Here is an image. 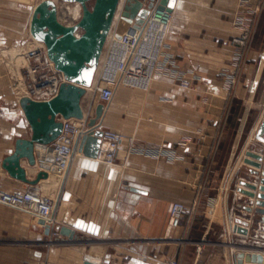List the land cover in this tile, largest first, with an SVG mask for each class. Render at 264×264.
<instances>
[{
  "label": "crops",
  "instance_id": "1",
  "mask_svg": "<svg viewBox=\"0 0 264 264\" xmlns=\"http://www.w3.org/2000/svg\"><path fill=\"white\" fill-rule=\"evenodd\" d=\"M242 1L176 0L162 56L175 67L155 77L148 91L116 86L100 120V129L134 138V148L123 143L113 166L76 150L63 179L51 176L52 184H43L50 177L38 184L59 198L58 228L73 230L74 239L60 234L59 244L48 246L39 221L0 204V264H233L238 253L264 256V224L260 215L244 210L249 202L255 210L256 198L236 191L237 178L248 181L254 169L243 164V155L233 168L228 156L219 158L237 107L242 111L238 132L252 111L257 113L254 134L264 118V39L255 38L264 11L255 17L242 56L230 46L240 31ZM33 2L0 0V192H22L27 186L9 177L1 161L17 138L31 135L18 100L27 86L20 78V58L41 45L29 32ZM129 25L117 16L111 32L121 34ZM234 66L238 82L229 90L223 75ZM176 71L186 74L192 89H182L169 76ZM82 99V110L92 108L94 117L100 103L92 90ZM249 148L260 152L264 146L250 139L244 152ZM160 149L170 158H156ZM34 155L33 167L21 161L29 179L43 159H53L49 146L35 145ZM174 203L183 204L185 212L179 226L169 229ZM235 217L250 222L247 237L232 232Z\"/></svg>",
  "mask_w": 264,
  "mask_h": 264
},
{
  "label": "water",
  "instance_id": "2",
  "mask_svg": "<svg viewBox=\"0 0 264 264\" xmlns=\"http://www.w3.org/2000/svg\"><path fill=\"white\" fill-rule=\"evenodd\" d=\"M65 3H76L81 8L79 20L71 25L62 24L57 17V6L54 0H41L34 6L29 32L31 37L41 43L47 57L53 63L54 69L61 72L65 82L61 83L57 94L49 100H33L22 96L18 100L19 107L31 131L29 138H17L13 152L1 161V168L9 177L26 185H38L41 180H47L49 175L40 170L33 179L26 175L21 165L26 160L31 167L36 165L34 155L35 145L49 146L62 132L60 119H82L81 100L87 89L91 88L100 59L117 15L134 26H140L153 8V0H61ZM93 2L92 7L88 3ZM176 0H160L157 9L172 13ZM104 114V105L98 104L94 117L89 119L88 126L95 128L91 133L81 137L77 151L84 156L95 159L101 147L102 129L100 120ZM254 140L264 146V118H262L254 134ZM243 163L250 166L248 181L237 178L236 191L248 199L256 198V209L252 202L244 207L248 213L260 215L259 222L264 224V149L260 152L247 150ZM247 189L244 190L243 188ZM256 191H258L256 193ZM251 201V200H249ZM232 232L244 237L248 236L250 222L240 217L233 219ZM39 224H43L40 220ZM61 235L74 239L75 232L66 226L59 227ZM49 229L45 228L48 235ZM233 264H264V256L238 253ZM83 264H93L84 262Z\"/></svg>",
  "mask_w": 264,
  "mask_h": 264
},
{
  "label": "built area",
  "instance_id": "3",
  "mask_svg": "<svg viewBox=\"0 0 264 264\" xmlns=\"http://www.w3.org/2000/svg\"><path fill=\"white\" fill-rule=\"evenodd\" d=\"M159 1L153 0L154 6L142 25L137 27L130 24L126 31L121 34L112 33L110 30L100 59L101 63H99L93 82L95 84L89 88L96 100L104 106L112 100L116 86L122 85L148 91L155 77L163 74L168 75V68L175 67L171 58H168L165 63L162 61L171 13L157 9L156 5ZM123 2L124 0H121V4ZM246 4L247 0H243L242 6L245 7V11L243 15L237 18L240 31L230 40V46L238 52L239 57L248 47L253 35V23L256 15L264 11V0H261L254 7H248ZM23 56L24 61L20 70L24 72L20 77L27 86L22 96H28L38 101L49 100L54 97L60 84L65 82V77L61 72L54 69L44 46L41 44L34 47ZM169 76L175 79L182 89L193 88L192 82L187 79L185 73L176 71L170 73ZM223 80L224 86L229 90L237 84L236 66L228 74L223 75ZM92 114L91 108L88 112L83 111L82 119H60L62 132L49 145L53 152V159L45 158L41 162V170L46 172L49 177L55 176L63 179L66 176L81 137L95 130V128L88 126ZM186 142L183 140L182 144L184 145ZM123 143H126L130 150L134 148V138L110 130H102L101 147L95 160L108 166L115 165L118 151ZM155 157L170 158V155L160 149ZM174 159H180V157L172 156V160ZM58 201V197L52 198L44 195L38 185H27L22 192H0L1 205L26 213L37 221H43L41 226L49 229L48 246L59 244L60 233L56 217ZM184 212L185 206L183 204H172L169 212V229L179 226ZM99 264L112 263L100 262ZM168 264L178 263L172 260Z\"/></svg>",
  "mask_w": 264,
  "mask_h": 264
},
{
  "label": "rangeland",
  "instance_id": "4",
  "mask_svg": "<svg viewBox=\"0 0 264 264\" xmlns=\"http://www.w3.org/2000/svg\"><path fill=\"white\" fill-rule=\"evenodd\" d=\"M40 0H34L33 5H37ZM57 6V17L58 20L64 24V25H71L76 23L80 16H81V8L76 3H65L61 0H54ZM93 5V2L88 3V6L91 8ZM118 16V15H117ZM255 38L257 39H264V24H258L255 32ZM26 52H24L22 55H24ZM24 56L20 58V65L19 68L22 67V63L24 61ZM21 78V77H20ZM13 87H16V89L19 90L17 87V83L13 84ZM84 98V97H83ZM84 101V99H82ZM82 101V103H84ZM242 115V111L240 107H237L235 109V116L233 121H231L230 126L226 129V132L224 134V138L222 140L221 148H222V154L219 156L221 160H224L226 156L230 160V168H233L236 166V164L239 163L240 157L243 155L245 156L244 147L246 142L250 139L254 140V129H255V121L257 118V113L255 111H252L250 116H248V119L245 121L244 126L240 132H238V121L236 119H240ZM239 136L238 143L236 144V137ZM255 141V140H254ZM236 145H235V144ZM252 147V146H250ZM49 149L51 147L49 146ZM253 148H249L248 150H252ZM220 151V150H219ZM242 162V160H241ZM244 164V163H243ZM245 165V164H244ZM46 196H50L52 198V195H50L47 191L42 192Z\"/></svg>",
  "mask_w": 264,
  "mask_h": 264
},
{
  "label": "bare ground",
  "instance_id": "5",
  "mask_svg": "<svg viewBox=\"0 0 264 264\" xmlns=\"http://www.w3.org/2000/svg\"><path fill=\"white\" fill-rule=\"evenodd\" d=\"M38 44H41V43H39V42H37ZM26 52H28V51H26ZM97 73V72H96ZM96 76V75H95ZM95 79V78H94ZM52 179H51V176H50V178H49V181L48 182H46L45 181V183H43V184H45L46 186L49 184V182H51L50 184H52L53 183V181H51Z\"/></svg>",
  "mask_w": 264,
  "mask_h": 264
}]
</instances>
